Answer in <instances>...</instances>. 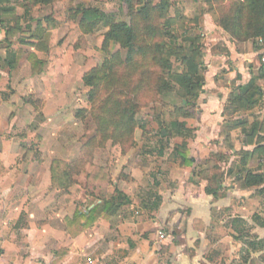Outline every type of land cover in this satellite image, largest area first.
Returning <instances> with one entry per match:
<instances>
[{
	"label": "rangeland",
	"instance_id": "374dc122",
	"mask_svg": "<svg viewBox=\"0 0 264 264\" xmlns=\"http://www.w3.org/2000/svg\"><path fill=\"white\" fill-rule=\"evenodd\" d=\"M145 1L137 0L136 4L141 2L143 6ZM170 1L174 2L171 10L169 8L156 22L161 34L156 40L155 36L149 37L147 42H150L151 53L153 51L156 57L155 62L146 67L140 89L133 98L138 108L134 132L125 133L121 141L117 134H103L99 130L102 112L98 111V107L109 93L114 92L116 82L110 81L106 85L97 103L91 97L93 88L84 82V76L100 67L108 57V51L103 50L107 29L83 31L76 10L96 7L105 13L115 14L118 21L130 22L124 0H0V135L20 144L19 152L24 163L31 161L38 164L44 156L42 142L48 134L47 126H53L55 129H50L57 133V143L52 145L47 142L56 151L50 167L51 170L56 168V179L61 184L70 185L69 190H59L61 193L73 194L78 188L75 192L79 210L85 212L91 204L96 205L101 200L115 197L117 191L122 192L131 201L132 207L123 206L116 215L128 210L131 217L153 223L163 229L167 242H178L176 239L181 238L180 233L183 232L184 241L180 239L179 243L190 253L189 245L201 247L197 235H193L197 232L193 227V218L201 214L198 212L200 207L195 205L192 208L185 203L189 202L185 199L190 192L188 188L194 190V197L188 196V199L195 204L201 181H207L211 174L221 172L227 162L210 157L208 160L212 162L208 170L204 168L207 160L196 161L194 166L181 170L174 149L183 139L177 135V127L173 129L172 126L186 122L195 126L197 132L201 105L209 101L220 105L228 122L246 121L247 115L257 111L235 112L229 104L230 92L237 87L229 75L234 68L229 46L245 54L249 51L248 45L234 41L231 32L219 26V12L211 13L212 6L205 5L204 0ZM160 2L153 0L154 5ZM169 17H173V20L170 19L172 24ZM166 21L171 26L170 34H166L163 27ZM40 40L49 46L48 53L37 51ZM162 44L163 51L158 48ZM164 44L167 47L176 45L178 50L172 53L164 48ZM141 45L144 49L143 35ZM9 47L12 51H23L19 64L14 68L4 63ZM109 52H120L121 60L126 63L127 49L112 43ZM31 53H37L46 61L40 75L31 73L28 61ZM141 55L136 58H142ZM184 56L195 57L201 62L205 78L191 118L185 116L188 107L183 103L185 99L181 97V86L167 78L169 71L182 73L190 67ZM252 59L246 57L244 61L250 72L257 69V62L264 63L262 56H256L254 63H251ZM111 116H114L113 110ZM17 122H24L26 129L22 132L9 131L12 125H18ZM62 122H65L64 126ZM181 188L182 192L174 193ZM170 204L176 207L175 212L169 211ZM203 214L200 217L208 216L207 212ZM215 214H211L210 218ZM230 216L222 210L218 218L224 223V228L209 231L208 239L215 244L216 237L221 238L219 248L222 253L218 254L222 257V264H248L249 260L241 250L239 259L234 258L236 249L235 239L229 231ZM239 241H242L241 245L245 244L244 240ZM206 252L214 255L215 260L219 257L214 254V246L208 247Z\"/></svg>",
	"mask_w": 264,
	"mask_h": 264
},
{
	"label": "crops",
	"instance_id": "0c3cea01",
	"mask_svg": "<svg viewBox=\"0 0 264 264\" xmlns=\"http://www.w3.org/2000/svg\"><path fill=\"white\" fill-rule=\"evenodd\" d=\"M246 44L249 51L244 52L245 54L229 46L231 61L234 63L233 71L229 75L237 83V87L249 84L253 72L262 65L257 62V69L250 72L244 64L246 57L253 58L251 63L256 62L254 58L258 55H262L264 59V49L257 51L252 43ZM260 86L263 98L249 111L257 113L247 115L248 135L243 133L241 128L233 129L229 133L231 147L227 146L229 137L226 134V126L236 120H225L220 105L209 101L201 105L197 132L194 130L195 126L188 124L189 128L193 129V135L186 140L191 157L196 161H208L204 163L207 170L210 164L208 159L213 153H220L228 158L222 168L226 176L222 188L227 196L219 200L208 196L205 192L208 182L205 180L199 184L201 187L198 188L200 192L197 194V202L194 204L192 199H188V196L194 197V190L190 187V194L185 198L189 202L185 203L192 208L200 207V216L207 212L208 216L203 218L207 224L213 213H216V217L221 215L222 210L230 213L229 231L235 239L236 249L234 258L239 259L241 250L246 254L248 264H264L260 259L264 250L250 245L257 237L264 239V228L260 226L264 225V193L259 192L264 185L243 187V181L239 179L243 173L264 175V80L260 82ZM231 93L232 91L230 95ZM17 124L8 130L22 132L26 129L24 122ZM64 124L65 122H62L61 125ZM254 124L257 125L255 131L252 130ZM47 127L48 134L42 142L44 156L38 164L31 161L29 164L24 163L19 152L20 144L0 135V264H222V257L218 254L222 253L219 248L222 243L220 237H216L217 243L213 244L208 239L210 232L196 230L193 226L197 231H193V235H197L201 247L189 245V253L179 243L180 239L184 241L183 232L180 233L181 238L177 237L178 242L161 240L159 232L163 229L157 228L151 222L131 217L128 210L110 219L101 218L92 227L80 232L75 223H70L79 211L78 196L75 192L78 188H75L73 194H63L51 183V159L55 157L56 151H53L47 142L52 145L57 143V133L51 131L53 126ZM244 157L245 162H242ZM230 170H233L231 175L228 173ZM217 186L216 182L215 188ZM182 191L181 188L174 193L179 194ZM182 194L186 196L187 193ZM94 206L91 204L90 209ZM169 206V211H176L175 206ZM237 218L245 220L246 233L251 235L250 239L246 238L244 245H241L242 241L239 240L242 239L234 227ZM67 220H70L68 224ZM222 224L224 223H220L221 228H224ZM227 238L230 236L225 240ZM212 245L215 254L219 255L214 263L208 260L209 255L206 252Z\"/></svg>",
	"mask_w": 264,
	"mask_h": 264
},
{
	"label": "trees",
	"instance_id": "16d2710c",
	"mask_svg": "<svg viewBox=\"0 0 264 264\" xmlns=\"http://www.w3.org/2000/svg\"><path fill=\"white\" fill-rule=\"evenodd\" d=\"M46 1V0H42ZM137 0H124L127 4L129 21H118L115 14H108L96 7L78 8L76 15L79 16V24L83 31L95 32L96 30L106 28L107 32L104 35L103 50L108 51V57L104 60L103 64L93 69L91 72L84 76V82L86 86L93 88L91 93L92 100L97 103L101 94H104L106 85L110 81H115L114 92L112 91L107 95V98L102 103L101 107H98V111L102 112V116L99 117V130L105 133L118 135L122 141V137L125 133L133 134L135 128V115L138 108L135 100L137 96L139 85L142 83L143 76L146 74V67L150 63L155 62V55L151 50L152 46L149 42V37L155 36V40L158 38L160 30L156 26L157 20L162 19L165 12L172 8L173 3L170 0H161L159 5H154L153 0H146L144 5L136 4ZM227 3L229 7L227 8ZM204 4L212 6L213 14L219 12V26H224L227 32H231L232 39L234 41H240L242 43L252 42L254 48L257 51L264 49V0H204ZM226 5V6H224ZM137 6V7H136ZM220 8V9H219ZM173 17H169V21L172 24ZM164 24L166 34H170V23ZM146 34V39L144 35ZM143 35L144 49L141 45V37ZM115 43L122 49L128 50V57L126 63L121 60L120 52L110 53V45ZM156 43L154 48H156ZM163 51V44L158 48ZM11 47L7 50V57L4 60L5 66L14 68L19 64L23 51H12ZM164 48L174 53L178 50L176 45L164 44ZM37 51L42 53H48L49 46L40 40L38 42ZM165 50V49H164ZM197 52V50H195ZM140 54L142 58H136ZM197 54V53H196ZM262 56V55H261ZM190 67L182 73L168 72L167 78L173 79L177 84L181 86V97L185 99L183 102L188 110L185 112L187 118H191L193 115V109L196 108L197 100L200 97V91L205 84V78L202 75V64L198 62L195 57L183 58ZM28 61L31 66V73L33 75H40L43 73L46 66V61L41 59L37 53H31L28 57ZM15 65V66H14ZM130 66H133L132 69ZM264 80V63L253 72V78L247 85L238 86L232 91L229 104L234 107L235 112L242 110L250 111L254 109L262 100L263 92L260 86V82ZM125 81V84H123ZM168 82L165 83V86ZM118 98H115V97ZM119 108V109H118ZM113 110L114 116H111ZM120 111V112H119ZM119 112V115L117 113ZM117 115V117H116ZM127 119V120H126ZM129 121V123H128ZM247 121L229 123L226 126L227 139L226 145L231 147L230 144V131L233 129L241 128L243 133L247 134ZM257 125L252 126V130L255 131ZM173 129L177 130V135L183 139L182 143L174 149V155L179 161L180 168L192 167L196 163V159L191 157V152L186 142L187 139L192 137L193 129L189 128L188 123L183 122L181 124H173ZM225 134V135H226ZM244 153V152H243ZM245 154V153H244ZM213 158H218L221 162H228V158L220 153H213ZM245 157L242 162H245ZM212 162V160H210ZM209 161V162H210ZM233 170L228 171L231 175ZM53 187L57 190H69L70 185L60 182L56 179V168H52ZM64 175V174H63ZM65 176L66 175L65 173ZM208 186L206 187V194L212 196L214 199L225 198L226 192L222 188L225 180V173L223 170L219 173H213L208 176ZM243 181V187H259L264 185V175H257L252 173H243L239 178ZM57 181V182H56ZM217 182V188L215 183ZM69 185V186H68ZM222 191V194H220ZM224 191V192H223ZM264 193V188L259 190ZM131 201L122 192L116 193V196L111 199L101 200L93 208H88L85 212L77 211L72 222L78 227L81 232L92 227L99 219L115 216L123 206H129ZM158 207V206H157ZM221 221L215 215H212L209 224L205 222L202 217L193 218V226L196 230H202L204 232L212 231L213 229H220ZM245 220L237 218L234 221V227L237 229V233L240 234V239L246 241V238L250 239L251 235H247ZM264 228V225H260ZM200 242V241H197ZM251 246L255 248H261L264 250V239L259 237L250 242ZM215 254V253H214ZM208 260L214 263V255H209ZM261 261L264 262V255L260 256Z\"/></svg>",
	"mask_w": 264,
	"mask_h": 264
},
{
	"label": "built area",
	"instance_id": "2783aa9c",
	"mask_svg": "<svg viewBox=\"0 0 264 264\" xmlns=\"http://www.w3.org/2000/svg\"><path fill=\"white\" fill-rule=\"evenodd\" d=\"M263 62H264V59H263ZM159 238L161 240H165L166 239V234H164L163 231L159 232Z\"/></svg>",
	"mask_w": 264,
	"mask_h": 264
}]
</instances>
